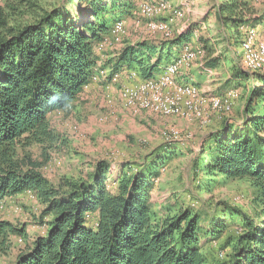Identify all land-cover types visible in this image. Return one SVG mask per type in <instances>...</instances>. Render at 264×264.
Returning a JSON list of instances; mask_svg holds the SVG:
<instances>
[{"label":"trees","instance_id":"trees-1","mask_svg":"<svg viewBox=\"0 0 264 264\" xmlns=\"http://www.w3.org/2000/svg\"><path fill=\"white\" fill-rule=\"evenodd\" d=\"M79 1L88 6L85 20L46 0H4L0 6V205L29 193L40 205L38 221L45 226L44 234L36 236L12 264H209L202 241L220 239L230 224L242 230L217 264H264L263 70L252 74L233 70V79L241 76L253 83L243 117L226 119L211 131L213 147L197 161V168L213 181L218 176L248 181L261 207L251 217L223 204L210 213L179 207L154 218L152 169L159 162L134 174L121 172L115 180L106 161H98L87 177L78 180L53 184L46 178L43 170L51 158L38 161L29 148L56 147L58 136L49 115L69 111L79 99L98 66L97 44L111 23L131 12L130 0ZM218 5L219 24L234 36L241 27L264 23V12L257 14L247 0H220ZM189 37L181 33L136 47L125 42L107 55L100 69L110 75L132 71L142 80L150 79L164 58L168 62L171 49L187 45ZM90 213L96 215L94 226L86 223ZM25 233L24 224L16 227L0 220V240L5 243Z\"/></svg>","mask_w":264,"mask_h":264},{"label":"rangeland","instance_id":"rangeland-1","mask_svg":"<svg viewBox=\"0 0 264 264\" xmlns=\"http://www.w3.org/2000/svg\"><path fill=\"white\" fill-rule=\"evenodd\" d=\"M169 1L182 9V17L180 19L174 17L173 11L170 10L164 13L166 18L162 15L154 17V20L172 18L173 37L181 33L190 34L189 42L186 43L187 47L201 49L204 52L201 60L195 59L191 66H181L174 75V79L179 82L177 78L179 73L194 65L208 69L207 81L211 83V86H215V89H202L192 84H182L192 85L206 95L223 98L226 92L235 90L236 95L228 100L231 103L230 112L215 111L206 104L203 107L202 116L183 117L161 115L146 110L133 112L124 107L120 101L122 85L130 81L135 82L140 78L135 72L124 71L120 72L118 82L112 84L108 78L110 73L100 69L102 62L107 55L116 52L125 42L136 47L139 43L149 42V40L166 41L160 33L148 32L145 26L146 19L140 18L135 8L137 4L130 0L131 12L125 13L109 25L110 31L104 37L101 49H96L100 64L95 69L90 84L84 88L69 111L53 112L49 115L50 125L58 136V140L54 142L56 147L44 150L37 145H32L29 152L34 159L41 162L51 158L45 164L43 172L53 184L61 183L63 180L87 177L98 161H106L109 164V171L114 180L121 172L134 174L142 169H151L146 167L148 164L159 162L152 169L156 173L150 194L151 210L156 219L172 214L179 207H187L198 213L201 211L210 213L222 207L223 204L235 207L251 217L260 211L261 207L256 204L255 191L247 180H228L218 176L213 181L206 172L197 168V161L205 157L213 147V141L208 139V134L226 119L239 121L243 117L246 97L253 83L250 79L247 80L241 76L233 79L232 73L234 69L239 68L238 64L240 65L244 27L239 28L238 35L234 36L230 30L219 24L216 8L220 0ZM247 1L257 14L264 12V0ZM46 2L55 3L59 8L69 10L73 17L80 20L87 18L85 12L88 6L80 3L79 0H46ZM3 3L4 0H0V6ZM118 23H122L124 29L122 33L119 32L116 35L112 32V26ZM203 24H206L204 29ZM258 26L264 29V23L254 26L256 42H264V37L261 39L258 37ZM207 36H211L214 40L213 45L216 51L221 52L217 53L219 60L216 62L219 63L214 65L215 68L205 65L204 62L212 53L215 54L212 46H208L209 49L203 46L202 41L205 44L209 43ZM116 38H119L118 42ZM194 45L198 46L194 47ZM183 47L185 46H182L181 51ZM224 47L228 49L226 56L223 52ZM155 58V54H151L150 61L155 63ZM165 59L160 67L162 72L171 63L166 65ZM239 69L247 74L254 73L244 70L242 64ZM124 74L126 76L123 82L121 77ZM158 75L156 71L154 77ZM99 79L105 80L106 83L99 85ZM90 95L93 96L92 99H89ZM172 130L177 133V137L171 139L169 134ZM212 182L214 184L210 185ZM109 184L111 189L115 188L114 182ZM39 212L38 201L29 193L6 199L0 205V220L11 222L16 227L24 224L26 232L23 237H9L5 240L6 243L0 240V264H12L17 255L36 236L44 234L45 226L38 221ZM86 221L88 226H94L96 215L88 214ZM201 225L206 228L204 220ZM241 230L239 225L230 224L220 239L212 242L203 240L202 253L207 262L217 264L219 260L225 259L230 252L232 241Z\"/></svg>","mask_w":264,"mask_h":264},{"label":"bare ground","instance_id":"bare-ground-1","mask_svg":"<svg viewBox=\"0 0 264 264\" xmlns=\"http://www.w3.org/2000/svg\"><path fill=\"white\" fill-rule=\"evenodd\" d=\"M140 18L146 19L145 26L150 34L160 33L165 40L173 37V24L171 19L154 20V17L163 15L172 10L173 16L182 17V9L171 4L169 0H132ZM174 2V1H173ZM178 4V3H177ZM178 19V20H179ZM118 25V26H117ZM124 25L118 23L112 26L114 34L122 33ZM241 42V64L247 72L264 70V42H256L255 27L243 29ZM121 37V36H120ZM119 37V38H120ZM116 38V42L119 41ZM103 41L97 44L96 49L100 50ZM188 45V44H187ZM184 45L181 53L163 70L159 77L150 79H138L122 85L120 89V101L124 107L136 112L146 110L161 115L173 116H202L203 107L207 104L213 110L230 112L231 103L228 101L236 95L235 90L226 92L223 97L206 95L192 85L182 84L174 79L181 66H191L195 59L203 57L201 49H193ZM120 73L108 76L112 84L118 82ZM134 76V75H133ZM107 78V79H108ZM168 85V86H166ZM86 88V86H85ZM133 90V97H131ZM171 90V91H170ZM185 95L186 99H185ZM185 101V106H180ZM169 137H177L175 131H170Z\"/></svg>","mask_w":264,"mask_h":264},{"label":"crops","instance_id":"crops-1","mask_svg":"<svg viewBox=\"0 0 264 264\" xmlns=\"http://www.w3.org/2000/svg\"><path fill=\"white\" fill-rule=\"evenodd\" d=\"M162 16V15H161ZM163 16H165V18H166V15H164L163 14ZM206 25V24H205ZM204 24L202 25V27H203V29H204V26H205ZM258 28H259V31H258V37L261 39V38H263L264 37V29H262L261 28V26L259 27L258 26ZM207 31V30H206ZM208 33H210V32H208ZM211 33L212 34H214V32H212L211 31ZM190 38V37H189ZM206 39H208L209 40V43L207 44V48L209 49V47L208 46H212L213 47V51L215 52V54L214 53H212L211 55H210V57L208 58V60H206V61H204L205 62V65L206 64H208L209 62H213V64H218L219 62H216V61H218L219 60V56H217V53H221L220 51H216V47L213 45V42H214V40H212L211 39V36H207V38ZM149 42H151L150 40H149ZM202 45V44H201ZM191 46V45H190ZM196 46H198V45H194V47H196ZM218 46V45H217ZM193 47V46H192ZM181 48H182V46L181 47H177V48H172L171 49V53H170V59L168 60V62H166L167 64H169L170 62H172L176 57H177V55L180 53V51H181ZM218 49V48H217ZM228 49H227V47L225 48H223V52H225L224 53V55L226 56L227 54H228V51H227ZM98 55V54H97ZM99 56V55H98ZM241 56V55H240ZM203 58V57H202ZM202 58H200V60L202 59ZM206 59V58H205ZM216 62V63H215ZM97 64H98V67H99V64H100V58H99V61L97 62ZM162 64V63H161ZM161 64L159 65V70L157 71V77H159L161 74H162V70H160L161 68ZM166 64V65H167ZM240 65H241V60H240ZM240 65L238 64V66H239V68H240ZM213 68H215V66H213ZM104 73H107L106 71H104ZM207 73H208V69H206V68H203L202 66H199V65H194V66H192L190 69H188V70H184V71H181L180 73H179V75L177 76V78H178V81L179 82H181V83H188V84H192V85H195V86H198V87H201L202 89L203 88H205V89H210V90H212V89H215V86H211L210 84L211 83H209L208 81H207V79H208V76H207ZM107 75V74H106ZM155 75V74H154ZM125 76H126V74H124V75H122V77H121V80L124 82V80H125ZM156 77V76H155ZM100 81V84L99 85H103V84H105L106 83V81L105 80H102V79H99ZM88 97H90L89 99H92L93 98V96L92 95H90V96H88ZM192 124V123H191Z\"/></svg>","mask_w":264,"mask_h":264},{"label":"built area","instance_id":"built-area-1","mask_svg":"<svg viewBox=\"0 0 264 264\" xmlns=\"http://www.w3.org/2000/svg\"><path fill=\"white\" fill-rule=\"evenodd\" d=\"M166 86H168V85H166ZM186 96L187 95H185V99H186ZM131 97H133V90H131ZM180 106H185V101Z\"/></svg>","mask_w":264,"mask_h":264}]
</instances>
